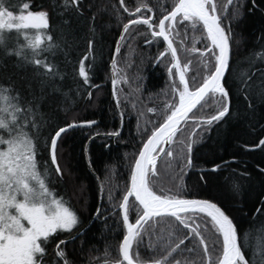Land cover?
I'll list each match as a JSON object with an SVG mask.
<instances>
[{"label":"trees","instance_id":"obj_1","mask_svg":"<svg viewBox=\"0 0 264 264\" xmlns=\"http://www.w3.org/2000/svg\"><path fill=\"white\" fill-rule=\"evenodd\" d=\"M174 2L125 0L133 12L141 6L137 16L152 17L154 23L166 10H172ZM21 3L22 0H5L13 11H19ZM29 3L33 12L48 13L49 28L43 31L53 37L51 43L58 47L44 52L40 58L46 57L58 74L54 78H49L51 74L38 75L44 72L43 68L0 48V85L19 92L24 102L39 105L42 125L37 160L41 164L47 161L52 190L79 217L71 232H59L51 238L43 264H58L62 260L67 264H114L121 258L119 249L126 235L120 204L130 187L134 162L152 131L170 114L166 105L178 101L173 92V84H179L178 77L169 73L171 54L168 52L158 61L167 47L162 39L152 37L143 23L131 25L127 33L123 32L124 24L135 17L120 7L119 0H79L78 7L66 4L65 0H29ZM145 4L153 11H146ZM237 4V8L229 9V17L224 21L231 27L232 43V61L225 78L229 113L211 125L201 123L218 110L223 99L219 94L207 98L210 106L198 107L191 114L194 119L182 125L167 147L174 156L161 157L158 176L152 179L156 190H171L186 199L204 198L220 206L233 220L239 236L247 237L242 241L244 254L251 264H257L258 257L250 245L255 244L257 229L264 227V146L257 147L264 140V0H237ZM187 24L179 28L184 29ZM5 35L11 37L6 41L9 49L27 44L23 36L17 42L15 32ZM199 38L200 33H193L190 28L187 37L183 31L179 37L173 34L181 67L191 61L186 71L190 88L199 86L212 68L211 64L205 68L206 56L190 51L194 40ZM43 39L41 48L49 43L46 37ZM148 40L153 42L146 43ZM206 43L202 40L194 46L203 50ZM24 53L31 58L30 48H25ZM85 56L88 84L78 74L79 62ZM172 71L175 73V69ZM244 73L252 76L247 85ZM113 79L117 80L115 92ZM73 123L77 126L69 128L57 142V159L62 170V175H58L51 164L50 139L60 127ZM116 132L119 135H107ZM193 132L195 136H191ZM192 140L195 141L190 153L192 165L186 167L187 145ZM133 201L130 199V203ZM129 216L134 222L136 213L130 212ZM198 219L202 225L208 220L203 215ZM208 229L204 234L211 251L212 241L222 238L215 234L210 223ZM170 233L172 246L178 242L177 237L190 235L174 217H163L155 232L145 235L139 247L142 264L167 254L168 248L162 245L169 240ZM59 240L66 241L61 245L65 253L62 258L56 255ZM193 246L203 257L198 239L187 240L181 248ZM219 254L217 246L216 255ZM189 256L192 254L177 250L168 264ZM198 264L204 261L201 259Z\"/></svg>","mask_w":264,"mask_h":264},{"label":"snow or ice","instance_id":"obj_2","mask_svg":"<svg viewBox=\"0 0 264 264\" xmlns=\"http://www.w3.org/2000/svg\"><path fill=\"white\" fill-rule=\"evenodd\" d=\"M65 3L78 7L79 0H65ZM119 5L130 16L135 17L124 24V33L128 32L131 25L143 23L151 30L152 37H162L167 42V51L162 52L157 59L163 60L168 52L171 53L175 62L171 64L169 73L172 76L178 75L179 84H173V92L178 95V101L166 105L170 114L166 115L164 122L152 131L134 162L130 187L123 195L120 204L127 234L119 249L121 258L114 264H124V262L142 264L139 247L144 243V236L154 233L156 225L161 223L163 217L168 216L174 217L180 225L188 229L190 235L177 237L178 242L172 246L170 233L169 240L162 245L163 248H168L167 254L162 259H153L151 264H168L169 258L177 250H180L181 254L186 252L192 256L185 257L184 260L175 259L173 264H198L201 259L204 264H251L243 250L242 241L247 237L239 236L233 220L220 206L206 199H186L171 190L165 191L163 188L156 190L152 179L158 176L157 164L161 157L174 156L165 145L173 142L177 132L181 130V122L194 119L189 114L193 113L197 106L201 109L210 106L207 98L219 94L223 98L220 107L201 123L211 125L229 113V104L223 102L227 101L229 95L223 78L229 69L232 43L231 27L224 21L229 17V9L238 7L237 0H175L172 10H166V14L155 23L152 17L137 16V13L142 11L141 6H137L133 12L126 6L125 0H119ZM143 8L148 12L153 11L147 4L143 5ZM185 22L188 24L184 29H180L179 25ZM48 28V13L30 10L29 0H22L19 11H13L10 5L6 6L5 0H0V48L9 55L14 53L37 68H43L44 72H38V75L51 74L49 78H54L58 74V69L48 63L46 57L40 58L44 52L58 47L51 43L53 37L43 31ZM157 28L158 31L155 30ZM189 28L193 33H200V38L194 40V45L202 40L208 42L203 50L193 45L190 51L200 52L201 56L207 57L204 61L206 69L209 64L212 65L211 70L203 77L202 83L195 88H190L186 78V71L191 61L181 67L177 48L173 46V34L179 37L183 31L187 37ZM5 32H15L17 42L18 38L23 36L27 44L19 45V49H9L6 41L11 37L6 36ZM43 37H46L49 43L41 48L45 43ZM120 39H124L123 34ZM152 42V40L146 41V43ZM91 46L92 41H89V47ZM25 48L32 50L31 58L24 53ZM119 51L118 42L116 53L118 54ZM87 59V56L81 58L78 67V74L85 84L90 82L89 69L85 64ZM112 67H116L115 61ZM173 69L176 70L175 73ZM243 75L247 76L244 81L247 85V81L251 80L252 76L247 73ZM116 83L117 80L113 79L114 86ZM192 83H195V77L192 78ZM88 95L91 97V93ZM117 104L119 105L118 99ZM149 111L155 112V109ZM38 117L39 105L34 107L32 102H24L19 92L0 85V264H43V257L51 238L59 232H71L79 223V217L71 205L52 190L47 161L41 164L37 160V141L40 138L42 125V118ZM83 123L90 125L94 122ZM75 126L77 125L73 123L60 127L50 139L51 164L58 175H62V170L57 159V142L63 133ZM107 135H119V133ZM195 135V132L191 134V136ZM194 142L192 140L187 145L189 155L186 158V167L192 165L190 153ZM258 146H264V140H261ZM218 167L219 165L212 170L215 171ZM131 197H134V201L130 203ZM133 211L136 213L134 222L129 216ZM200 215L208 218L203 225L198 219ZM209 223L215 234L222 238L212 241L211 251L208 238L204 234L205 231H209ZM257 232L255 244L250 246L258 257L257 264H264V227L257 229ZM192 238L198 239L203 249V257L197 252L196 246L181 248V245ZM65 243L64 240L56 243L58 257L65 256L61 248ZM134 246L135 251H133ZM217 246L220 248L219 255H216ZM214 256L215 260H213ZM58 264H67V262L62 260Z\"/></svg>","mask_w":264,"mask_h":264},{"label":"water","instance_id":"obj_3","mask_svg":"<svg viewBox=\"0 0 264 264\" xmlns=\"http://www.w3.org/2000/svg\"><path fill=\"white\" fill-rule=\"evenodd\" d=\"M158 38H160V39H162L163 40V38L162 37H158ZM164 41V40H163ZM164 43H165V45H166V47H167V42L166 41H164ZM173 46H174V44H173ZM171 54V53H170ZM178 55V54H177ZM231 55H232V49H231ZM172 58V57H171ZM172 61H173V63L175 62L173 59H172ZM231 61H232V58H230V60H229V67H230V64H231ZM176 71V70H175ZM228 72H229V69H228V71L225 73V76H224V78H223V83H224V86H225V78L227 77V75H228ZM177 77H178V75H177ZM179 81V80H178ZM113 86V92H114V89H115V86L114 85H112ZM229 94V93H228ZM227 102H228V104L230 105V102H229V95H228V99H227ZM199 106H197V108H198ZM197 109H194L193 110V113L196 111ZM193 113H190L189 115L191 116V114H193ZM185 122H181V124H180V129H181V127H182V125L184 124ZM169 146V144H167V145H165V147L167 148ZM168 149V148H167ZM141 150H142V148H141ZM138 158V157H137ZM136 158V159H137ZM133 170V169H132ZM130 199H134V197H131ZM190 199H195V198H190ZM201 199H204V198H201ZM207 200V199H206ZM138 203V202H137ZM224 211V210H223ZM225 212V211H224ZM226 213V212H225ZM226 215H228L227 213H226ZM121 216H123V210L121 209ZM234 223V222H233ZM235 225V224H234ZM126 226V225H125ZM236 226V225H235ZM237 229V228H236ZM126 234H127V228H126ZM238 234H239V232H238ZM125 237V236H124ZM121 246V245H120ZM125 264H127V262H124ZM146 264H151V262H149V263H146Z\"/></svg>","mask_w":264,"mask_h":264},{"label":"bare ground","instance_id":"obj_4","mask_svg":"<svg viewBox=\"0 0 264 264\" xmlns=\"http://www.w3.org/2000/svg\"><path fill=\"white\" fill-rule=\"evenodd\" d=\"M122 42V41H121Z\"/></svg>","mask_w":264,"mask_h":264},{"label":"rangeland","instance_id":"obj_5","mask_svg":"<svg viewBox=\"0 0 264 264\" xmlns=\"http://www.w3.org/2000/svg\"><path fill=\"white\" fill-rule=\"evenodd\" d=\"M159 162V161H158Z\"/></svg>","mask_w":264,"mask_h":264}]
</instances>
